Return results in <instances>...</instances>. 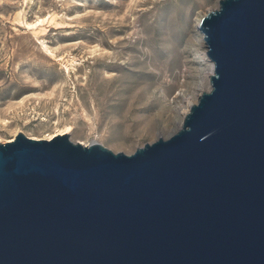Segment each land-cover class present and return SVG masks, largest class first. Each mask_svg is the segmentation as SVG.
I'll list each match as a JSON object with an SVG mask.
<instances>
[{"label":"water","instance_id":"water-1","mask_svg":"<svg viewBox=\"0 0 264 264\" xmlns=\"http://www.w3.org/2000/svg\"><path fill=\"white\" fill-rule=\"evenodd\" d=\"M196 28L210 86L168 135L0 141V264H264V0Z\"/></svg>","mask_w":264,"mask_h":264},{"label":"rangeland","instance_id":"rangeland-1","mask_svg":"<svg viewBox=\"0 0 264 264\" xmlns=\"http://www.w3.org/2000/svg\"><path fill=\"white\" fill-rule=\"evenodd\" d=\"M216 6L0 0V137L22 131L46 138L70 124L73 141L95 139L129 153L168 135L183 117L179 90L195 102L206 66L201 56L210 60L189 13ZM12 76L31 87L8 83ZM204 81L208 89L209 76Z\"/></svg>","mask_w":264,"mask_h":264},{"label":"bare ground","instance_id":"bare-ground-1","mask_svg":"<svg viewBox=\"0 0 264 264\" xmlns=\"http://www.w3.org/2000/svg\"><path fill=\"white\" fill-rule=\"evenodd\" d=\"M204 12H205V11L202 10V9H200V8H195V10L193 11V15H192L191 12L189 13L190 16H193V21H194L196 27H197V23H198V21L200 20V18H201L202 15L204 14ZM191 18H192V17H191ZM199 32H200V31H199ZM198 40H199L200 42H201V41H204V40H203V37H202V35H201V32H200V38H198ZM199 41H198V42H199ZM201 60L205 62L206 66H205L204 69L202 70V72H203L204 75L199 79V82H198L199 87H198L197 90H198L199 93H201V91H203V90H206L207 87H208V85L205 84L204 76H209V74L213 71V64H212V62H211L210 60H208L206 57H203V56H201ZM11 82H16V83L18 84V82L16 81V79H15L13 76H12L11 79H9V82H8V83H11ZM5 84H6V83H5ZM18 86H19L20 88L31 87V85H27V84H24V85H19V84H18ZM39 86H42V84L39 85ZM179 93H181V96H182V98H183V103L179 106V111H180V114H181V117H182L183 114L188 110L189 105H190L192 102H194V98L191 97L190 95L184 93L182 90H179ZM20 108H22V107H20ZM177 124H178V126H179L180 122L177 123ZM72 129H73V128H72V126H71L70 124H66V125H64L62 128H60L59 131L54 132V133H63V132H68V131H71V132H72ZM54 133H50V134H48V135L46 136V138H50L51 136L54 135ZM159 135H162V133H159ZM29 136H32V137H35V138H36V136H34V135H29ZM7 139L9 140V139H11V138H2V137H0V141L7 140ZM91 140H94V139H91ZM82 143H83V142H82Z\"/></svg>","mask_w":264,"mask_h":264}]
</instances>
